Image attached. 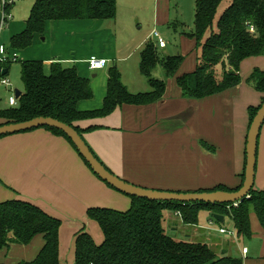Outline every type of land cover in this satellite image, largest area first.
Instances as JSON below:
<instances>
[{
	"label": "crops",
	"instance_id": "obj_1",
	"mask_svg": "<svg viewBox=\"0 0 264 264\" xmlns=\"http://www.w3.org/2000/svg\"><path fill=\"white\" fill-rule=\"evenodd\" d=\"M134 1L135 5L140 4V0ZM152 1L150 15L154 25L174 26V46L167 50L166 44L160 49L153 43L160 58H182L171 78L164 79L160 65L153 70L152 76L165 82L163 95L151 104L122 105L108 116L75 125L81 129L99 127L82 134L84 142L113 175L131 185L178 193L206 191L217 186L233 190L240 185L244 174L249 129L247 110L259 106L263 99V94L246 81L254 70L264 71V57L248 58L241 63L240 83L236 87L200 100L183 98L176 80L196 68L195 41L184 36L181 27L172 23L176 18L173 19L166 0ZM118 2L113 20L47 21L43 33L35 34L28 48L17 51L7 46L9 55L16 54L24 61H41L44 68L51 63L75 66L84 78L87 70L92 72L87 60L94 57L105 60L108 68L116 66L122 84L130 93L149 92L147 80L139 72L140 52L145 44L152 42V33L157 31L153 29L148 35L138 37L137 32L126 27V40L119 46L118 35L121 32L119 36H122L124 31L118 28V19L124 17L122 12L119 14ZM33 4L13 2L10 5L8 12L12 19L1 32V44L5 45L4 34L9 45L12 37L25 30ZM192 29L193 25L190 31ZM94 77L97 80H89L92 98L77 104L80 112L102 106L107 70ZM203 143L214 150H207ZM253 189L264 190V124L258 138ZM7 201L29 203L60 221L59 264H74V241L81 232L88 234L95 245L102 244L101 230L87 217L89 209L125 212L131 202L95 177L64 138L42 128L0 138V203ZM202 213H207V220H212L207 211H200L198 218ZM165 217L170 236L214 243L215 239L202 229L200 218L196 225L190 226L183 224L175 212L167 211ZM252 221L258 233L251 229ZM249 224L251 237L248 240L259 241L252 251L245 245L239 249L234 242L237 237L219 242L216 247L226 256L240 257L243 264H264V230L253 213ZM216 225L233 228L227 218L223 224ZM43 245L41 235L27 245L11 243L0 248V264L32 262ZM244 248L247 249L245 255L242 254Z\"/></svg>",
	"mask_w": 264,
	"mask_h": 264
},
{
	"label": "trees",
	"instance_id": "obj_2",
	"mask_svg": "<svg viewBox=\"0 0 264 264\" xmlns=\"http://www.w3.org/2000/svg\"><path fill=\"white\" fill-rule=\"evenodd\" d=\"M116 1L36 0L30 9L25 30L10 39L9 47L17 51L28 48L34 35L43 33L47 21L113 20ZM184 36L195 41L197 64L192 73L176 80L182 97L200 100L234 88L240 83L241 63L248 58L264 57V0H195L193 29L185 32ZM181 61V56L160 58L154 44L148 42L140 52L139 72L147 80L150 91L130 93L122 84L117 67L111 66L107 69L106 95L101 108L84 112L77 110V104L90 100L92 92L89 79L81 77L75 66L51 63L48 74H45L41 61L20 62L22 91L15 106L0 107V126L38 117L52 118L72 127L82 137V134L99 127L81 129L75 125L77 122L103 118L122 105L141 106L157 101L164 93L165 82L154 78L153 70L160 65L164 79L171 78ZM10 64L11 61L0 62V82L8 75ZM4 71L6 73L2 75ZM246 82L263 94L262 104L264 71L254 70ZM261 104L248 108L249 126ZM42 129L64 138L77 153L61 132ZM202 145L209 151L214 150L204 143ZM243 177L233 190L217 186L198 192L237 191ZM128 198L130 207L125 212L104 208L87 211V217L101 230L103 242L95 245L88 234H77L74 264H243L240 257L214 251L210 242L170 236L165 227L167 211L178 213L182 223L190 226L197 224L200 211L220 215L230 221L238 239L251 237L249 216L253 213L264 230V190L252 188L247 198L236 207L231 204L162 203ZM60 225L59 220L29 203H0V248L11 243L27 245L35 236L41 235L44 245L36 259L20 264H59Z\"/></svg>",
	"mask_w": 264,
	"mask_h": 264
},
{
	"label": "water",
	"instance_id": "obj_3",
	"mask_svg": "<svg viewBox=\"0 0 264 264\" xmlns=\"http://www.w3.org/2000/svg\"><path fill=\"white\" fill-rule=\"evenodd\" d=\"M6 71L2 72L5 75ZM19 91H15L14 97L18 99ZM264 124V102L256 112L247 132L245 145V168L244 177L241 187L237 191H213V192H194V193H178L147 190L131 185L117 176L110 173L93 155L83 138L70 126L61 123L52 118L38 117L29 121L5 124L0 126V138L20 133H25L40 128H50L61 132L66 136L78 155L88 165L92 173L98 177L106 185L110 186L117 192L128 197L137 199L162 202V203H197L204 205H228L243 201L249 195L254 185V175L256 166L257 144L260 130ZM211 218L219 224H223L224 217L212 214Z\"/></svg>",
	"mask_w": 264,
	"mask_h": 264
},
{
	"label": "rangeland",
	"instance_id": "obj_4",
	"mask_svg": "<svg viewBox=\"0 0 264 264\" xmlns=\"http://www.w3.org/2000/svg\"><path fill=\"white\" fill-rule=\"evenodd\" d=\"M34 1L35 0H29L28 2H24L22 0H14V3L26 4L28 6H31L34 3ZM166 2L168 3V6H170L171 15L174 17L173 19L176 18L175 20L176 22L173 20L172 23L176 24V27L178 26L179 28L181 27L180 31L183 30L184 32H189L192 28L193 20H194L195 0H166ZM152 3H153L152 0H149V1L140 0V4L135 5L134 0H119L118 2L119 14L122 12V16L124 17L120 20L118 19V24H119L118 28L124 31L123 35L119 36L121 34L119 30L120 32L118 35L119 41L117 40V43L119 44V46H122V44H124L125 42L124 40H126V34L128 30H133L134 32H137L138 37H139V36L148 35L153 29L157 31L161 39L165 42V44L167 45V50L175 45L174 43L175 35L173 33L174 30L172 28L174 26H172V24L171 25L169 24V27L168 26L160 27V26L154 25L153 20H152L153 18L150 15ZM120 22L122 23L120 24ZM126 27L128 28L127 31H126ZM180 31H178L177 33H179ZM3 40H4L5 46L6 47L9 46L8 40L7 38H5V34H4ZM151 41L152 43H155L157 45L155 38L151 39ZM119 48L122 50L121 47ZM121 50H119L118 52H120ZM167 50L165 53L168 52ZM23 61H24L23 58H21L20 56L17 58L16 62L11 61L9 73L5 77V80L7 81V85H4L0 82V107L1 108L8 107L7 101L10 97H14V93L16 90L19 92L22 91V82H21V77H20V70H21L20 62H23ZM106 66L103 69L98 70V71L88 72L87 70L86 78L89 80H92V79L97 80V79H94L95 78L94 75L96 77H99L102 72H105L107 70L108 67ZM48 71H49V67L47 66L45 68V74H48ZM140 78L142 77L140 76ZM199 218H200L199 222H200L202 229L206 230L211 238H214L215 240H217V242L214 240V243H211V246L214 251L218 252L219 250L216 246L220 244L219 242H227L230 240L231 237L227 235L219 234L218 225H216L215 223H211V221L207 220V213L205 214L202 213L199 216ZM252 226H251V229L253 230L254 229L253 221H252ZM226 229L230 230L233 228L226 227ZM254 231L258 233V230L254 229ZM232 239H235V238H232ZM236 240L239 241V243H237ZM234 242H236L235 245L238 246L239 249H241L245 245L246 247L250 249V251H252V247L255 244L259 245L258 239H255V238L252 240L235 239Z\"/></svg>",
	"mask_w": 264,
	"mask_h": 264
},
{
	"label": "built area",
	"instance_id": "obj_5",
	"mask_svg": "<svg viewBox=\"0 0 264 264\" xmlns=\"http://www.w3.org/2000/svg\"><path fill=\"white\" fill-rule=\"evenodd\" d=\"M26 1V0H25ZM14 2V0H1V11H0V35L1 32L3 31L4 28L7 27L9 21L12 19L10 13L6 10L7 8L10 7V5H12ZM152 38L156 39V43H157V47L158 48H164L165 46V42L160 38V36L158 35L157 32H153L152 33ZM6 61H13L16 62L17 61V56L16 54L13 55H9V52L7 50V47L3 44L0 43V62H6ZM87 64H88V68L91 71H98L103 69L107 62L105 60H100V59H96V58H90L89 60H87ZM2 84L7 85V81L5 79H3L1 81ZM8 106H15L16 105V99L15 97H10L7 101ZM238 203L232 204L233 207H236ZM228 208V207H227ZM177 216H180L178 213H175ZM211 223H215L216 221H214L213 219L211 220ZM218 233L221 235H227L231 238H236V232L233 229L227 230L225 227H220L218 229ZM242 254L245 255L247 254V249H242Z\"/></svg>",
	"mask_w": 264,
	"mask_h": 264
}]
</instances>
